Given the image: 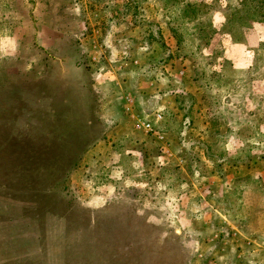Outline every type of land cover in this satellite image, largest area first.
<instances>
[{
  "label": "rangeland",
  "instance_id": "rangeland-1",
  "mask_svg": "<svg viewBox=\"0 0 264 264\" xmlns=\"http://www.w3.org/2000/svg\"><path fill=\"white\" fill-rule=\"evenodd\" d=\"M261 200L264 0H0V264H232Z\"/></svg>",
  "mask_w": 264,
  "mask_h": 264
},
{
  "label": "crops",
  "instance_id": "crops-1",
  "mask_svg": "<svg viewBox=\"0 0 264 264\" xmlns=\"http://www.w3.org/2000/svg\"><path fill=\"white\" fill-rule=\"evenodd\" d=\"M151 85H153V83H150ZM129 97H131L130 95H128ZM125 107H131L130 104L125 102ZM261 205H259L258 210H262L264 209V200H261L259 202ZM222 232V241H218V246L221 247L222 246V242H223V246L224 249H229L231 250V254L233 255L234 252L236 255V259L240 260V261H236L235 263H233L232 259V264H242L241 262H245L246 261V257L247 256H261L264 257V234H262V236L257 237V238H246V242L243 243L242 239H240L239 235L240 233L235 229H229V230H225V233ZM216 238H218V236H216ZM218 240V239H217ZM237 248H240V251H237ZM245 251V252H244ZM229 255V254H228ZM227 255V256H228ZM231 260V257H228ZM264 264V261H263Z\"/></svg>",
  "mask_w": 264,
  "mask_h": 264
},
{
  "label": "built area",
  "instance_id": "built-area-1",
  "mask_svg": "<svg viewBox=\"0 0 264 264\" xmlns=\"http://www.w3.org/2000/svg\"><path fill=\"white\" fill-rule=\"evenodd\" d=\"M156 118H157V120H159V119H160V116L157 115ZM144 128H145V130H146L147 132H149V131L152 130V128H153V124L146 123V124L144 125Z\"/></svg>",
  "mask_w": 264,
  "mask_h": 264
},
{
  "label": "trees",
  "instance_id": "trees-1",
  "mask_svg": "<svg viewBox=\"0 0 264 264\" xmlns=\"http://www.w3.org/2000/svg\"><path fill=\"white\" fill-rule=\"evenodd\" d=\"M61 140H62V139H61ZM61 140H60V141H61Z\"/></svg>",
  "mask_w": 264,
  "mask_h": 264
}]
</instances>
